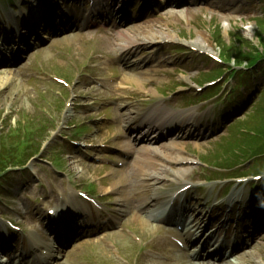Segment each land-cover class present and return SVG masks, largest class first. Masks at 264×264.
<instances>
[{"label":"rangeland","instance_id":"obj_1","mask_svg":"<svg viewBox=\"0 0 264 264\" xmlns=\"http://www.w3.org/2000/svg\"><path fill=\"white\" fill-rule=\"evenodd\" d=\"M146 1L0 0V37L15 40L21 31L27 38L25 49L0 67V239L11 222L26 234L36 233L41 217L84 191L98 197L104 214L114 210L117 199L134 210L101 234L97 213L87 220L91 231L69 252L67 243L79 234L58 226L63 220L58 215L47 229L61 244L51 264H188L187 252L180 254L167 240L173 231L152 220L147 229L134 218L137 200L152 195L154 181L143 173L148 161L141 149L122 157L130 137L124 117L153 112L164 133L176 134L155 143L167 158L156 154L151 163L165 168L166 176L184 172L180 181L162 177L160 193L189 183L210 186L188 192L196 215L206 219L204 227H214L217 238L241 247L242 264H261L264 168L257 171L256 165L264 167V92H237L236 84L252 55L264 59V0ZM109 6L118 7L117 18L105 11ZM156 25L175 38L142 43L132 52L133 62L115 59L123 30L138 33ZM201 35L213 52L193 45ZM259 67L251 78L260 79L262 88L264 62ZM129 70L136 80H125ZM184 112L190 116L181 121L177 115ZM169 141L179 146L165 150ZM26 162L28 174L14 167ZM242 173L249 176L237 179ZM260 173L263 177L252 181ZM89 208L95 210L93 204ZM245 210L248 217H240ZM65 217L75 220L73 214ZM216 258L213 264L227 262Z\"/></svg>","mask_w":264,"mask_h":264},{"label":"bare ground","instance_id":"obj_2","mask_svg":"<svg viewBox=\"0 0 264 264\" xmlns=\"http://www.w3.org/2000/svg\"><path fill=\"white\" fill-rule=\"evenodd\" d=\"M250 31H253L251 29V27H249ZM175 38V37H174ZM172 36H168L164 33H161V30H159V28H157L156 26H152L151 28L148 27V29L142 30L138 33H131L130 31H128L127 29L123 30L120 34V39L122 41H124V44H119V46H121V48L119 49L120 53L123 52L124 55H128L132 56V52L139 47V45H141L144 42H148V41H166V39H174ZM199 39L201 40L200 43H193V45H197V47L199 49H202L204 51H210L213 52L212 47H210L211 45L209 43H207L205 41V38L201 35L199 36ZM128 62H133V60L129 59ZM136 66H139V64H135ZM8 73V71L6 72ZM135 74H137L136 72H134L133 70H129L126 74V77L124 76L126 81H133L136 80V76ZM142 74V73H141ZM12 75V74H10ZM4 78L8 79V76H5ZM135 113V111H130L126 114L127 118L132 117V115ZM172 116L171 113H167V115L165 114V117H170ZM180 120H187L189 119V114L188 113H181L179 115ZM130 120V119H129ZM129 122V121H128ZM127 122V123H128ZM151 121H148L146 123L147 127H149V123ZM179 122V121H178ZM153 128H151L152 130ZM149 136L147 135L145 138H148ZM144 140H137V143H142ZM174 142V141H173ZM169 145H167V147H165V150H168L170 148H176L179 145L177 143H171V141L168 143ZM128 146H130L129 144H127ZM149 145H153L152 143H150ZM149 147V146H148ZM152 147V148H151ZM164 147V146H163ZM175 150V149H173ZM162 149L158 148V146H150V148H145L143 149L142 152H140L143 156H147V161H148V166L147 167H142L143 173H146L148 177L152 178L151 181H154V185L152 187V195L151 197H149L147 200L143 201V200H139V204L137 206V210L135 211L134 214V218L136 219V221L141 224V225H145L147 229H151L152 227H150L152 224L151 223V217H154L156 214L161 213V210L165 209V200L162 199L160 197V195H162L160 193V188H162V186H160L161 184H159L158 181L161 182V179H163L162 177H169L168 179H172L174 181H180V179L183 177V171L177 174H173L171 176H166V169H157L155 167L154 164L151 163V158L156 154H161L164 158H167V155H163L161 152ZM176 156H173V158H175ZM183 161H185V163H189L192 164L191 160H189L188 158H184ZM153 169L154 171H147V170H151ZM115 173V172H114ZM163 193V192H162ZM121 203V202H120ZM123 206V205H122ZM122 206L118 207V210H122L123 213L127 212V208L125 206V208L122 209ZM163 213V212H162ZM161 213V214H162ZM161 219V217H159ZM177 222H182L181 220H177ZM190 223H192V221H189L186 223V229L185 231L181 234L184 239L188 240L191 237V234L194 235V238L196 239L197 236H200L202 234H200L198 231H193L194 233L191 232V228H190ZM213 236V234H211L210 236H205L207 239H211V237ZM167 240L169 242H172L171 239ZM183 240V239H181ZM211 242L209 241H205V244H210ZM174 247L176 249H178V246L175 244ZM196 249H193L190 251L189 253V257L193 259V255H197V250L198 248L195 247ZM249 253L251 251H248ZM226 252H224L225 254ZM255 255V253H253V256ZM241 256H232L229 260H227V262L222 263V264H242V262L240 261ZM213 263H217V262H212V263H206V262H194L193 260L190 259V264H213ZM261 263V262H260ZM0 264H3L2 262H0ZM36 264V263H33ZM261 264H264V262H262Z\"/></svg>","mask_w":264,"mask_h":264},{"label":"trees","instance_id":"obj_3","mask_svg":"<svg viewBox=\"0 0 264 264\" xmlns=\"http://www.w3.org/2000/svg\"><path fill=\"white\" fill-rule=\"evenodd\" d=\"M262 54H264V53H262ZM259 57H260V56H258V55H256V56H255V55H252V56L250 57L251 59L248 60V61H249V62H248L249 65H252V64L257 63L258 61H263V60H264V59H261V58H259ZM256 128H257V127H256ZM256 128H255V129H256ZM262 131H263V130H262ZM251 132L254 133V134L256 133L255 130H254V131L252 130ZM243 133H248V132L244 131Z\"/></svg>","mask_w":264,"mask_h":264}]
</instances>
